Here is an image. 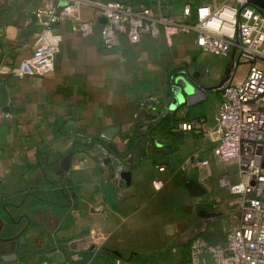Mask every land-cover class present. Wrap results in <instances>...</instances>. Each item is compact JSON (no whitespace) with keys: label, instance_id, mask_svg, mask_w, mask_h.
<instances>
[{"label":"crops","instance_id":"0c3cea01","mask_svg":"<svg viewBox=\"0 0 264 264\" xmlns=\"http://www.w3.org/2000/svg\"><path fill=\"white\" fill-rule=\"evenodd\" d=\"M104 1L0 0V83L13 113L0 124V234L6 239L0 240V264L44 259L149 264L153 257L160 259L157 253L135 257L129 255L132 250L119 249L149 246L146 227H152L153 204L159 205L154 195L168 184L178 189L190 173L181 170L182 159L192 158L191 174L218 164L215 142L204 132L180 128L194 119L206 128L214 125L221 93L212 98L201 90H212L219 74L213 83L199 81L201 66L209 73L210 65H199L207 55L191 34L177 35L173 45L163 35L157 44L144 35L137 44H122L131 53H106L97 31L104 23L98 21L97 3ZM66 5L73 6L75 19L95 23L93 33L73 30V19L65 18L54 28L61 36L54 70L22 79L14 75L11 69L42 45L37 11ZM234 75L232 82L242 81ZM182 77L193 85L192 93L179 81ZM123 174L131 177L129 184ZM192 179L206 193L190 195L186 184ZM189 180L184 187L190 198L197 204L200 198L210 200L211 183ZM54 187L69 192L64 211L39 199ZM87 227L94 231L88 233Z\"/></svg>","mask_w":264,"mask_h":264},{"label":"built area","instance_id":"2783aa9c","mask_svg":"<svg viewBox=\"0 0 264 264\" xmlns=\"http://www.w3.org/2000/svg\"><path fill=\"white\" fill-rule=\"evenodd\" d=\"M168 1L97 3L98 21L107 19L101 29L103 46L137 44L144 35H163L173 45L177 35L191 34L201 53L228 59L229 76L222 85L214 125L206 128L203 120L194 119L180 128L204 132L215 142L217 162L237 166L235 183L226 178L221 182L228 183L238 199V222L229 227L223 242L195 235L189 246L190 264H264V11L249 0H181L178 12H173ZM72 11V5L37 11L42 45L11 69L14 75L22 79L54 70L61 46L54 28L65 18L73 19V30L93 33L95 23L75 19ZM239 64L247 67L246 74L242 81L232 82ZM12 117L10 110L0 107V124ZM190 162L187 159L186 164ZM39 264L59 263L44 259Z\"/></svg>","mask_w":264,"mask_h":264},{"label":"rangeland","instance_id":"374dc122","mask_svg":"<svg viewBox=\"0 0 264 264\" xmlns=\"http://www.w3.org/2000/svg\"><path fill=\"white\" fill-rule=\"evenodd\" d=\"M100 31L101 30H97ZM147 36V35H146ZM149 41L157 44L158 37H153L151 35L147 36ZM201 54V53H200ZM208 57V56H207ZM205 60L200 61L199 65L206 64L209 67L208 71H200L199 81L203 84L213 83V78L216 72L219 74L218 78L214 81V87L209 92L206 93L212 98L218 97L222 92L221 83L226 79L227 65L224 57L211 55ZM210 60V61H209ZM197 59L193 63H196ZM186 62H180L177 64L181 66ZM184 64V65H185ZM239 66L234 72L236 79L244 78L243 74L245 72V66ZM204 67V66H201ZM207 77V78H205ZM187 159L192 160V158H184L180 162L181 170L188 173L184 177L176 189L175 184H168L165 186L164 191L159 190L154 196L158 197L159 205L153 204V223L152 227H146L147 241L149 246L145 248L133 247L130 249H119L120 252H128L129 255L133 253L136 257L140 255H153L158 254L159 258L153 257L149 259V264H190V254L189 261L184 262L182 257V252L184 245L189 243L195 235H205L206 237L213 236L215 241L223 242L225 241L229 227L235 225L238 222V210H237V197L230 190L228 183L222 185V180L224 178L228 179L231 184L235 183L237 180L238 168L236 165H222L220 163L216 164L214 167H204L200 169H193L196 173L191 174L192 170L190 168V163L186 164ZM191 178H198L199 181L205 183H211V188L209 189L208 196L210 200L204 201L205 198H200L199 203L195 202V199L190 198L187 190L184 187L185 181ZM157 220L159 222H157ZM88 228V233L94 231ZM94 228V227H93ZM93 236L94 233L90 234ZM177 245H179L177 247ZM183 245V246H182ZM135 253V254H134ZM163 256H167L166 259H161Z\"/></svg>","mask_w":264,"mask_h":264},{"label":"water","instance_id":"95a60500","mask_svg":"<svg viewBox=\"0 0 264 264\" xmlns=\"http://www.w3.org/2000/svg\"><path fill=\"white\" fill-rule=\"evenodd\" d=\"M249 4H253L258 6L259 8H261L264 11V0H249ZM101 22H106L107 19L106 17H101L100 18ZM128 51L129 53H131L130 48L128 45H120L117 47H113V48H109L106 50V53H113V52H122V51ZM234 54V52H233ZM200 71L204 72L206 71V69L204 67H200ZM229 76V70L226 71V79L221 83V86L224 84V82L228 79ZM183 84L186 85L187 90L189 93H192L193 88L190 84L189 81H187V79L185 77L180 78V80ZM8 96H7V89L5 84L0 83V107H3L4 109L9 110V106H8ZM72 154L69 153L68 155H66L64 162H68L69 159L71 158ZM108 162L110 161V159L107 160ZM122 179L124 184H129L131 182V177L128 174H123L122 175ZM186 187L190 193V195L192 196H199L202 195L204 193H206V189L205 187L202 186V184L194 179L189 180L188 183L186 184ZM7 215L10 216V214L7 212ZM4 226V222L2 220H0V232L2 230V227ZM0 240H6L5 238H3L0 234Z\"/></svg>","mask_w":264,"mask_h":264},{"label":"trees","instance_id":"16d2710c","mask_svg":"<svg viewBox=\"0 0 264 264\" xmlns=\"http://www.w3.org/2000/svg\"><path fill=\"white\" fill-rule=\"evenodd\" d=\"M120 1L131 3L133 5L137 3L149 4V0H120ZM180 2L181 0H169L168 1L169 5L172 7L173 12H178L179 7H180ZM41 194L39 195V199L55 203L59 207H61L63 211L68 208L69 202H71V197L69 195V192L64 187H61V188L54 187V189L50 190L49 192H45L43 195ZM206 238L209 240V242H211V240L208 237ZM182 257H183L184 262L189 261V243L187 245L186 244L184 245Z\"/></svg>","mask_w":264,"mask_h":264}]
</instances>
